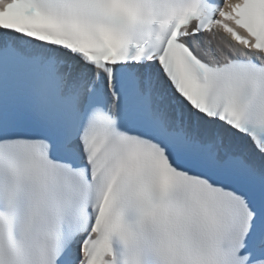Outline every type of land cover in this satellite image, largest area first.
<instances>
[{
    "label": "snow or ice",
    "instance_id": "1",
    "mask_svg": "<svg viewBox=\"0 0 264 264\" xmlns=\"http://www.w3.org/2000/svg\"><path fill=\"white\" fill-rule=\"evenodd\" d=\"M0 264H264V0H0Z\"/></svg>",
    "mask_w": 264,
    "mask_h": 264
}]
</instances>
